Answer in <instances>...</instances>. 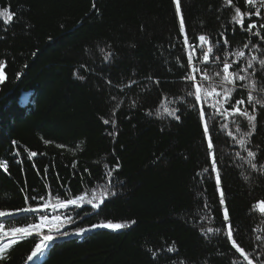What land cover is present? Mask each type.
<instances>
[{"label":"trees","instance_id":"16d2710c","mask_svg":"<svg viewBox=\"0 0 264 264\" xmlns=\"http://www.w3.org/2000/svg\"><path fill=\"white\" fill-rule=\"evenodd\" d=\"M180 2L187 45L173 0H0V11L13 14L11 22L0 16V211L46 204V221L35 214L43 234L70 233L35 264H248L229 230L253 264H264V108L256 107L252 130L243 116L220 115L228 104L220 97L217 106L200 78L207 99L196 102L185 79L193 66L210 78L222 70L203 60L201 34L212 55L241 66L259 59L264 41L231 22L235 6L249 7L245 0ZM226 37L220 52L216 42ZM234 95L246 97L239 82ZM77 197L79 207H61ZM25 215L0 224L33 222ZM109 222L124 227H92ZM79 228L87 231L73 234ZM11 238L0 239V264H33L36 233L6 247Z\"/></svg>","mask_w":264,"mask_h":264},{"label":"snow or ice","instance_id":"6c2138e0","mask_svg":"<svg viewBox=\"0 0 264 264\" xmlns=\"http://www.w3.org/2000/svg\"><path fill=\"white\" fill-rule=\"evenodd\" d=\"M173 3L175 4V10L176 15L179 19V33L183 35L184 37V44H188V36L186 34V28H185V22L184 18L181 13V2L180 0H173ZM235 3V0H227V4L229 7H232ZM246 6H249L247 10H242L240 6L234 7V15L231 17V22L235 25H238V29L246 34H248L250 37H257L260 38L262 41H264V23L257 24L253 17H260L261 19H264V0H245ZM0 16L7 17V21L11 22L13 18V14L8 10L4 9L0 11ZM257 28L261 29L262 31H255ZM198 40L200 42L208 44V47L206 50L203 48L200 49V53L203 57V60L207 63L210 59L212 60H218L220 61V64L222 65V70L219 72H216L213 77L210 78L209 73L205 71L204 69H196L194 66L192 67L189 74L185 77V79L189 80L194 87L193 92H189L188 95L194 96L196 102H202L204 99H207V95L204 93L201 84H203L204 89H211V95L217 97V106L220 104V97H223V101L225 104H228V108H223L220 111V115H224L225 112H230L234 115L243 116L246 118L249 126L252 130L255 129V110L256 107L259 105L260 107L264 108V96H258L256 93L262 92L264 93V53L261 54V56H251L248 57L245 60V63L243 66H241L240 61L238 60H232V59H225L224 57L218 56V55H212L213 54V46L212 41L210 38H207L205 34H201L198 37ZM218 45L217 50L220 52H223L224 46L229 44V39L226 37L223 42L217 41ZM244 48H248V44H243ZM253 47H257L255 44ZM260 48H264V43L259 45ZM234 55L245 58L246 53L244 51H238ZM193 57L190 55L188 58L189 64L192 63ZM254 61H258L260 71H252L254 69ZM201 72H203V76H201ZM256 77H259V80L256 79ZM5 75L2 71H0V83H2L5 79ZM83 77H81L82 79ZM200 78L201 84L195 83L197 79ZM239 82V88H242L246 91V97H240L236 98L234 94L237 93V86ZM248 103L252 106V113L250 114L248 110L243 109L241 106L245 103ZM192 107L195 109L197 107V103H193ZM167 111V109H166ZM169 115H174L173 112H169ZM199 116L201 121H205V111L203 108L199 111ZM176 119H179V117H176ZM105 123H108L107 120L104 121ZM204 135L208 140V149L211 150L213 148V142L212 139L209 137V129L208 125L205 122L204 125ZM239 130V129H238ZM246 136H250L251 132H245ZM13 143H16L13 141ZM241 143H244L242 140ZM36 152H31L30 156L34 157L36 156ZM247 155L249 157H252L253 160L256 159V153L248 150ZM6 162H0V164H5ZM250 166L253 170L257 169V164L250 162ZM212 168L215 170L216 163L215 159L212 161ZM261 168L264 169V165H261ZM5 170L6 167H5ZM207 171V169L205 170ZM219 176L217 175V184H219ZM221 200L220 203H224L223 199V192L220 193ZM27 199V198H26ZM33 200L36 199V197H32ZM44 197H40V200H43ZM83 197H77L73 200H67L66 202L61 204L62 208H67L68 205H73L75 207H79L77 204V201H82ZM95 199V197H93ZM89 204H93V200L88 201ZM93 207H99L97 204H93ZM48 205H43V210L41 207H21L19 209H16L15 212H8V211H0V218L7 219L9 221L14 220L17 215L20 213H24L25 219H27V214L33 215V222L26 223L23 227L20 226H13L11 223L7 226V230H5L6 226L4 224H0V239H5L11 236L12 238L9 240V244L6 245V247H11L12 245L16 244L18 241L16 237H19L20 239H25L28 237H32L34 232L36 233L37 238L39 239V242L35 243V249L31 252V254L28 256L29 261H33V264H35V260L39 259L40 257L44 256L45 251L50 249L51 246L55 243L57 239H61L65 236H68L70 233L68 232H61L59 236L53 234V230L49 228L48 234H43V227L44 225L36 222L35 214L37 212L40 213L39 220L40 221H46L48 219L47 215L44 214V212L47 210ZM259 211L261 213H264V201L259 202ZM224 221L229 220V213L227 208L224 209L223 213ZM57 220L61 219L59 216L56 217ZM69 223H71V218H68ZM93 228L97 227H106V228H112V229H120L124 227L122 224H112L111 222L107 224H100V225H92ZM57 232H60L59 226L56 228ZM87 229L79 228L75 231V235H82ZM211 231V229L209 230ZM219 231V229H217ZM228 239L231 241L233 247L236 248V251H238L241 256L244 257L245 260L248 261V264H253V260L249 258L247 254H245L244 248L240 247L237 242L232 238V232L231 230L227 233ZM4 257L0 256V260H3Z\"/></svg>","mask_w":264,"mask_h":264},{"label":"rangeland","instance_id":"374dc122","mask_svg":"<svg viewBox=\"0 0 264 264\" xmlns=\"http://www.w3.org/2000/svg\"><path fill=\"white\" fill-rule=\"evenodd\" d=\"M0 71H2V66H0Z\"/></svg>","mask_w":264,"mask_h":264},{"label":"built area","instance_id":"2783aa9c","mask_svg":"<svg viewBox=\"0 0 264 264\" xmlns=\"http://www.w3.org/2000/svg\"><path fill=\"white\" fill-rule=\"evenodd\" d=\"M256 18H258L260 20V17H256Z\"/></svg>","mask_w":264,"mask_h":264}]
</instances>
